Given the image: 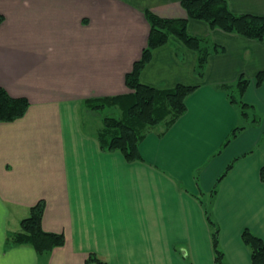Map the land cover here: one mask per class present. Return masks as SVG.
<instances>
[{
	"label": "crops",
	"instance_id": "1",
	"mask_svg": "<svg viewBox=\"0 0 264 264\" xmlns=\"http://www.w3.org/2000/svg\"><path fill=\"white\" fill-rule=\"evenodd\" d=\"M181 1L0 0V86L31 103L24 117L0 122V264H84L91 253L110 264H217L199 196L221 228L226 263L253 264L242 232L249 227L264 239V82L256 80L264 39L190 19L191 34L223 47L203 78L197 52L180 39L155 49L143 83L198 88L173 125L147 132L141 160L103 151V119L94 130L83 121L87 99L132 92L126 74L148 45L145 12L187 18ZM227 1L235 13L264 16V0ZM241 75L250 79L242 99L258 125L225 88ZM237 126L245 129L219 153ZM42 199L44 230L66 236L46 254L9 240Z\"/></svg>",
	"mask_w": 264,
	"mask_h": 264
},
{
	"label": "trees",
	"instance_id": "2",
	"mask_svg": "<svg viewBox=\"0 0 264 264\" xmlns=\"http://www.w3.org/2000/svg\"><path fill=\"white\" fill-rule=\"evenodd\" d=\"M187 18L162 17L150 10L145 16L150 23L148 45L143 49L142 56L135 61L130 72L126 74V85L132 92L117 96L91 98L85 105L102 114L103 128L98 133L100 146L105 152H120L128 161L141 160L140 143L147 132L159 125L170 127L187 111L186 99L198 87L178 83L173 87H155L141 81V74L152 60L153 51L168 43L171 37L180 39L188 48L197 52L196 74L203 78L209 57L223 47L210 39L200 38L188 30L190 19L204 21L212 29H222L229 33H237L250 39H264V16L250 13H235L230 9L227 0H182ZM5 15L0 12V24ZM257 84L264 82V71L256 75ZM250 79L241 75L235 85H226L231 103L240 107L241 116L251 124H259V115L254 113V106L242 99ZM26 97L12 96L8 90L0 86V122H10L22 118L30 108ZM110 110L111 113H104ZM253 115V116H252ZM245 126L234 128L219 150V153L234 140ZM235 159L218 178L211 195L215 196L219 184L232 170ZM264 181V165L261 168ZM201 195L203 192L200 193ZM205 194V193H204ZM206 210L207 220L212 228V241L217 264H227L225 253L221 247V228L211 215L206 201L199 196ZM46 208L45 200H40L31 207L30 215L21 221V230L10 235V243L15 245H31L38 254L52 252L56 247L65 245L64 233L48 232L43 228V217ZM243 242L250 248L253 264H264V239L255 234L249 227L242 232ZM84 264H110L95 253H91Z\"/></svg>",
	"mask_w": 264,
	"mask_h": 264
},
{
	"label": "rangeland",
	"instance_id": "3",
	"mask_svg": "<svg viewBox=\"0 0 264 264\" xmlns=\"http://www.w3.org/2000/svg\"><path fill=\"white\" fill-rule=\"evenodd\" d=\"M6 19V17H5ZM5 21V20H4ZM139 60V59H138ZM137 61V60H136ZM30 101V100H29ZM85 107V106H84ZM86 112L84 114V123L87 130H94L98 126H102V114L98 111H93L89 107H85ZM104 113H111L110 110L105 111ZM82 114V113H81ZM199 175H196V179L200 182V177L198 179ZM208 199V196H206Z\"/></svg>",
	"mask_w": 264,
	"mask_h": 264
}]
</instances>
